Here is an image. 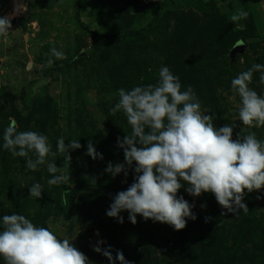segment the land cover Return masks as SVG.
<instances>
[{
  "label": "rangeland",
  "instance_id": "obj_1",
  "mask_svg": "<svg viewBox=\"0 0 264 264\" xmlns=\"http://www.w3.org/2000/svg\"><path fill=\"white\" fill-rule=\"evenodd\" d=\"M23 2L28 11L12 19L8 40L0 38V217L23 214L59 239H69L94 264H110L92 248L100 239L106 242L102 248L110 245L113 256L122 251L132 264H264V199H256L264 190L247 194L249 211L234 214L211 193L193 197L181 189L178 195L195 204L197 219L176 231L140 215L132 224L127 211L120 213L123 223L108 217L112 198L129 187L135 173L130 169L124 182L123 173L113 178L105 172L109 161L124 162L117 137L131 133L124 114L109 111L118 101L117 90L156 84L162 66L180 77L182 90L193 87L202 110L210 111L205 114L215 115L217 128L229 124L234 139L243 129L264 140V127L239 121L240 97L231 90L238 73L264 64V0ZM13 7V0H0V16L11 14ZM240 8L249 12L239 21L243 28L230 22ZM238 41L247 47L235 53ZM53 47L67 59L53 57L48 66ZM259 76L254 73L250 87L264 94ZM11 119L18 131L47 135L52 151L59 137L66 144L79 141L82 147L70 150V161L59 153L47 157L69 175L66 184L49 186L52 174L46 164L28 170L25 158L2 148ZM89 140L102 160L86 155ZM36 182L43 185L38 200L29 197ZM205 217L212 219L205 222Z\"/></svg>",
  "mask_w": 264,
  "mask_h": 264
},
{
  "label": "clouds",
  "instance_id": "obj_2",
  "mask_svg": "<svg viewBox=\"0 0 264 264\" xmlns=\"http://www.w3.org/2000/svg\"><path fill=\"white\" fill-rule=\"evenodd\" d=\"M13 5L11 14L0 16V38L4 40L13 32L12 19L28 11L23 0H13ZM248 16L249 12L240 8L231 15L230 22L243 28L239 21ZM53 57L67 59L63 51L53 47L48 54V66L54 63ZM257 72L260 73L259 83L264 85V64L259 63H253L231 80L232 92L240 97L239 121L249 128L264 127V94L250 87ZM182 88L180 77L169 67L162 66L156 84L117 90L118 101L109 111L112 115L122 112L131 126V133L117 137L124 162L113 164L109 161L105 172L113 178L123 173L124 182L130 169L135 173L133 182L112 198L106 211L108 217L119 223L124 222L120 213L127 211L132 224L137 223V215H140L145 221L166 223L180 231L186 227L187 220L197 219L192 211L195 204L178 195L181 189L193 197L211 193L222 209L234 214L249 211L244 203L247 194L264 190V140L258 139L254 131L244 134L243 129L234 139V126L224 124L217 128L215 115L205 114L210 111L202 110L193 87ZM17 128V122L11 119L3 130L2 148L13 157L25 158L28 170L37 171L39 166L46 164L47 171L52 174L47 181L49 186L66 184L69 175L47 157L59 153L70 161V150L82 147L79 141L71 139L66 144L65 139L59 137L56 151H52L47 135ZM86 155L93 160L103 159L92 140L87 142ZM29 192V197L38 200L43 185L36 182ZM256 199H264V195H257ZM211 219L205 217V222ZM0 220V257L4 264H94L69 239H59L49 228L37 226L23 214H6ZM105 243L100 239L92 248L110 264H117V261L132 264L122 251L116 250L113 256L110 245L102 248Z\"/></svg>",
  "mask_w": 264,
  "mask_h": 264
},
{
  "label": "water",
  "instance_id": "obj_3",
  "mask_svg": "<svg viewBox=\"0 0 264 264\" xmlns=\"http://www.w3.org/2000/svg\"><path fill=\"white\" fill-rule=\"evenodd\" d=\"M246 47H247V46H246L245 43H243L242 45H239V44H238V45L235 47L234 52H235V53L243 52L244 49H245Z\"/></svg>",
  "mask_w": 264,
  "mask_h": 264
},
{
  "label": "trees",
  "instance_id": "obj_4",
  "mask_svg": "<svg viewBox=\"0 0 264 264\" xmlns=\"http://www.w3.org/2000/svg\"><path fill=\"white\" fill-rule=\"evenodd\" d=\"M93 35L101 40H105V41H112L111 37H103V36H100L99 34L97 33H93Z\"/></svg>",
  "mask_w": 264,
  "mask_h": 264
}]
</instances>
